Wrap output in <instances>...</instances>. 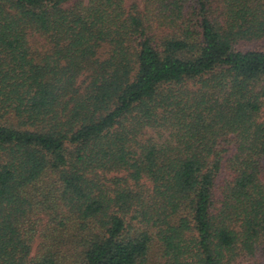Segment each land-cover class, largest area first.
<instances>
[{"label":"trees","instance_id":"obj_1","mask_svg":"<svg viewBox=\"0 0 264 264\" xmlns=\"http://www.w3.org/2000/svg\"><path fill=\"white\" fill-rule=\"evenodd\" d=\"M264 264V0H0V264Z\"/></svg>","mask_w":264,"mask_h":264},{"label":"rangeland","instance_id":"obj_2","mask_svg":"<svg viewBox=\"0 0 264 264\" xmlns=\"http://www.w3.org/2000/svg\"><path fill=\"white\" fill-rule=\"evenodd\" d=\"M155 256H157V255L155 254ZM153 259H154V263L153 264H158V261L160 262L159 256L154 257ZM157 259H158V261H157Z\"/></svg>","mask_w":264,"mask_h":264}]
</instances>
